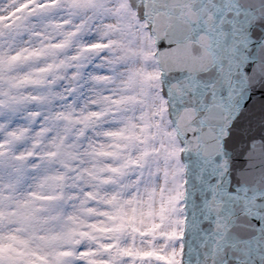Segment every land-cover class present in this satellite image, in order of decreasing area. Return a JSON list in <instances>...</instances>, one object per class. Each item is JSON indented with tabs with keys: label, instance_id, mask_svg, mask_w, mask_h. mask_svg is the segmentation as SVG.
Listing matches in <instances>:
<instances>
[{
	"label": "snow or ice",
	"instance_id": "6c2138e0",
	"mask_svg": "<svg viewBox=\"0 0 264 264\" xmlns=\"http://www.w3.org/2000/svg\"><path fill=\"white\" fill-rule=\"evenodd\" d=\"M0 264H264V0L0 4Z\"/></svg>",
	"mask_w": 264,
	"mask_h": 264
},
{
	"label": "clouds",
	"instance_id": "9594fccd",
	"mask_svg": "<svg viewBox=\"0 0 264 264\" xmlns=\"http://www.w3.org/2000/svg\"><path fill=\"white\" fill-rule=\"evenodd\" d=\"M0 3H5V0H0ZM100 65V66H98ZM107 65H102L101 61L93 60L91 65L83 71V76L78 82L77 92L73 94V102L71 104V108L75 111H84L87 112L91 109H95L97 111L103 108V105H93L91 103L92 100L97 99L99 96L103 95L105 91L114 87L113 84L104 81H97L93 79L96 75H102L105 73L107 69ZM74 82L68 81V85L71 86ZM65 87L64 84H60L59 88ZM63 103V102H61ZM34 109L37 111H42L39 106H34ZM58 110H65L64 107H61ZM111 120V116H106L101 118L97 122V126L95 129H87L84 132L83 136H77L75 132L67 136L68 143L78 144L80 147L75 149L79 153H83L85 151L86 146L89 145L91 141L99 142V140L103 139L101 133L103 129L109 126V121ZM18 123L24 124L25 126L32 127L35 129L36 127L43 126L48 127L47 124L42 125V121L33 122L32 118H23L18 121ZM63 121H58L55 127H52L50 131H43L39 136L35 135V132H31L28 134L26 138V146H33L35 141V148L38 151H44L49 147V141L53 136H56L63 132ZM86 159V158H85ZM114 186H108L106 190L111 191ZM99 207V205H96Z\"/></svg>",
	"mask_w": 264,
	"mask_h": 264
},
{
	"label": "rangeland",
	"instance_id": "374dc122",
	"mask_svg": "<svg viewBox=\"0 0 264 264\" xmlns=\"http://www.w3.org/2000/svg\"><path fill=\"white\" fill-rule=\"evenodd\" d=\"M0 4H2V3H0Z\"/></svg>",
	"mask_w": 264,
	"mask_h": 264
}]
</instances>
